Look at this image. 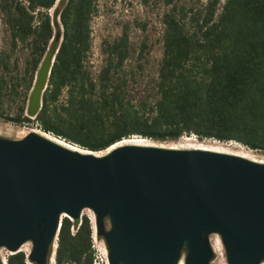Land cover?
I'll list each match as a JSON object with an SVG mask.
<instances>
[{"label": "trees", "instance_id": "1", "mask_svg": "<svg viewBox=\"0 0 264 264\" xmlns=\"http://www.w3.org/2000/svg\"><path fill=\"white\" fill-rule=\"evenodd\" d=\"M140 1L162 7L159 57L151 60L146 39L133 46L124 26L100 42L93 70L98 0H0V123L33 125L93 153L124 140L169 144L190 136L264 153V0ZM54 5L56 32L47 12ZM54 39L30 119L26 98ZM93 234L86 214L61 217L53 264H94ZM5 264H24V254L7 255Z\"/></svg>", "mask_w": 264, "mask_h": 264}, {"label": "water", "instance_id": "2", "mask_svg": "<svg viewBox=\"0 0 264 264\" xmlns=\"http://www.w3.org/2000/svg\"><path fill=\"white\" fill-rule=\"evenodd\" d=\"M57 48L54 39L36 69L27 118ZM57 140L0 136V249L29 243L27 260L48 264L61 217L87 211L106 264H209L211 235L226 264L264 262V162L138 139L100 153Z\"/></svg>", "mask_w": 264, "mask_h": 264}, {"label": "rangeland", "instance_id": "3", "mask_svg": "<svg viewBox=\"0 0 264 264\" xmlns=\"http://www.w3.org/2000/svg\"><path fill=\"white\" fill-rule=\"evenodd\" d=\"M54 8L55 5L47 12L52 19L53 30L56 32L60 31V28L57 17H54ZM161 12V5H154L152 2L143 4L140 0H98L97 15L92 18L90 23L92 37L90 63L92 64V69L97 70L101 65V55L99 52L100 42L103 39L111 40L118 36L121 28L124 26L127 28L129 41L133 46H137L140 41L146 39V43L150 44L152 47L150 52L151 60L155 61L159 57L160 52L158 39L161 30L159 23ZM2 38V34L0 33V47L2 46ZM20 56L22 57V55ZM31 131L42 134L33 125L14 126L9 123H0L1 137L18 139ZM138 142H141V140ZM163 145L176 148L200 147L217 149L231 154L246 155L251 160L264 162V153L251 152L235 143H219L210 140L197 141L192 137H182L174 143ZM82 213L90 217L92 221V215L89 212L83 211ZM92 243L95 250L94 264H106L105 249L102 240L96 239L93 234ZM209 244L213 250L212 260L209 264H226L224 250L216 235H211L209 237ZM29 250V243H24L19 248V251H21L24 256L28 254ZM7 255H9V252L0 249V259ZM47 263L49 264V262ZM261 264H264V262Z\"/></svg>", "mask_w": 264, "mask_h": 264}, {"label": "bare ground", "instance_id": "4", "mask_svg": "<svg viewBox=\"0 0 264 264\" xmlns=\"http://www.w3.org/2000/svg\"><path fill=\"white\" fill-rule=\"evenodd\" d=\"M36 133V132H35ZM38 134V133H37ZM40 135H42V136H44V137H47V138H52V137H50V136H47L46 134H40ZM58 141V140H57ZM123 142V141H122ZM171 147V146H170ZM174 148H176V147H174ZM196 149H205V150H211V151H217V152H223V153H228V152H225V151H221V150H217V149H209V148H200V147H196ZM229 154H231V153H229ZM233 155H237V154H233ZM237 156H241V157H245V158H248L246 155H237ZM249 159V158H248ZM251 160V159H250ZM210 247H211V245H210ZM211 250H212V248H211ZM213 251V250H212ZM49 264H51V261L49 262ZM178 264H181V259H180V261L178 262Z\"/></svg>", "mask_w": 264, "mask_h": 264}, {"label": "built area", "instance_id": "5", "mask_svg": "<svg viewBox=\"0 0 264 264\" xmlns=\"http://www.w3.org/2000/svg\"><path fill=\"white\" fill-rule=\"evenodd\" d=\"M220 1L222 2V0H220ZM190 137L194 138L193 136H190ZM194 139H195V138H194ZM53 248H54V245L52 246V249H53ZM9 255H10V253H9ZM52 255H53V253H52V251H51V253H50L49 257H48V262L51 261V264H53ZM5 257H6V256H5ZM5 257L0 259L1 264H5ZM24 264H30V262L27 260V255L24 256Z\"/></svg>", "mask_w": 264, "mask_h": 264}]
</instances>
